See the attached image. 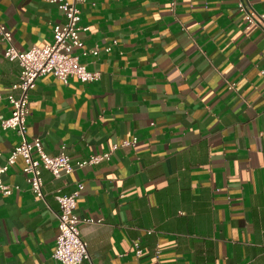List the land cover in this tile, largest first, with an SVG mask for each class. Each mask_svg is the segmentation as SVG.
Returning a JSON list of instances; mask_svg holds the SVG:
<instances>
[{
  "label": "crops",
  "instance_id": "obj_1",
  "mask_svg": "<svg viewBox=\"0 0 264 264\" xmlns=\"http://www.w3.org/2000/svg\"><path fill=\"white\" fill-rule=\"evenodd\" d=\"M238 2L176 0L171 12L169 0L85 1L84 47L100 53L80 62L98 80L38 79L25 139L73 162L110 159L57 179L43 170L44 201L18 159L2 176L13 191L0 193V264H58L54 197L78 184L76 215L102 221L78 226L81 264H264V0H244L252 23ZM63 21L48 0H0L20 52L51 44ZM5 48L0 38V93L18 98ZM10 112L2 99L0 117ZM21 141L0 126V164Z\"/></svg>",
  "mask_w": 264,
  "mask_h": 264
},
{
  "label": "built area",
  "instance_id": "obj_2",
  "mask_svg": "<svg viewBox=\"0 0 264 264\" xmlns=\"http://www.w3.org/2000/svg\"><path fill=\"white\" fill-rule=\"evenodd\" d=\"M86 0H48L49 3L57 4L63 16V22L56 24L52 29V43L42 48H32L26 52L18 51L12 44V35L0 24V38L6 43L4 58L9 62H16L20 69L19 81L13 87L20 91L18 98L12 95L3 97L0 93V101L7 100L11 107L10 116L6 119L0 117V126L3 130L16 132L22 141L15 146L7 155L4 164H0V193L4 196L12 194V187L2 182V176L15 165L18 159L23 162L22 175L35 198L44 201L42 190L43 182L41 173L46 170L54 178L66 177L74 170L94 166L101 161L110 159V152L103 155H92L86 160L73 162L64 152L63 148L55 156L47 155L39 139L27 141L25 139L24 124L29 113V94L34 90L36 81L44 76H52L63 84L70 79H76L82 84L92 83L98 80L99 75L90 72L80 62V57H97L100 53L98 46L85 49L82 34L88 28L81 26L80 7ZM170 1V11L173 12L176 0ZM238 10L244 15L248 23L254 21L255 13L239 0ZM107 51V50H106ZM78 52V54H77ZM133 139L125 142L122 146L134 145ZM117 146L112 148V151ZM1 156V154H0ZM83 190L82 184L69 195L56 194L54 199L58 204L56 213L58 233L55 240V248L52 257L58 264H81L90 261L87 244L82 240L79 224H102V221L90 219L80 220L76 215L77 199ZM151 231L148 232L150 234ZM136 256L141 255L140 247L133 244ZM89 264H92L89 262Z\"/></svg>",
  "mask_w": 264,
  "mask_h": 264
}]
</instances>
